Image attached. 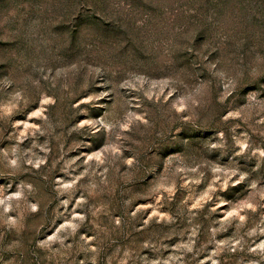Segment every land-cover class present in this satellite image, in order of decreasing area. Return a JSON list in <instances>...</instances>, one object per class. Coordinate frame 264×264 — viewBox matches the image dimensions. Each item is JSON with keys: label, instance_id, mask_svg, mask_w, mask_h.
Wrapping results in <instances>:
<instances>
[{"label": "rangeland", "instance_id": "1", "mask_svg": "<svg viewBox=\"0 0 264 264\" xmlns=\"http://www.w3.org/2000/svg\"><path fill=\"white\" fill-rule=\"evenodd\" d=\"M0 264H264V0H0Z\"/></svg>", "mask_w": 264, "mask_h": 264}]
</instances>
